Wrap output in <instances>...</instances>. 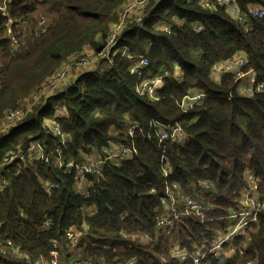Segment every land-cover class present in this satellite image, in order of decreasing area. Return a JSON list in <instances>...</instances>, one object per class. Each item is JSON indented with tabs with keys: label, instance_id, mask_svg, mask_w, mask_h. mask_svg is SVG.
I'll return each instance as SVG.
<instances>
[{
	"label": "trees",
	"instance_id": "trees-1",
	"mask_svg": "<svg viewBox=\"0 0 264 264\" xmlns=\"http://www.w3.org/2000/svg\"><path fill=\"white\" fill-rule=\"evenodd\" d=\"M129 1L6 0L11 25L7 30V17H0V120L69 57L88 46L97 51L117 21L116 11ZM200 1L149 0L142 24L129 20L116 39V49L148 60L144 77L167 72L158 100L137 95L131 62L118 54L109 69L80 75L0 138V164L6 153L37 141L57 158L53 122L67 137L60 149L64 163L90 161L110 145L136 150L132 159L107 162L100 175H85L79 184L75 171L42 162L19 169L12 163L3 171L8 183L0 190V241L20 247L29 261L0 256V264H48L53 251L60 264H192L190 257L178 261L170 254L175 247L189 254L211 247L228 212L242 207L249 174L262 208L243 237L224 247H241L244 254L225 264H264V88L247 98L236 93L233 75L218 82L211 76L214 64L244 56L242 72L255 71L264 85V16L253 18L249 11L254 4L264 8V0H235L249 28L220 7L202 8ZM42 16L48 21L44 32L38 30ZM193 90L206 96L182 114L178 103ZM152 121L181 122L188 140L165 143L162 151L147 131ZM130 123L139 124L143 136L128 139L124 128ZM167 186H176L184 198L209 202V218L158 228ZM69 233L76 244L67 240ZM200 264L220 263L210 254Z\"/></svg>",
	"mask_w": 264,
	"mask_h": 264
},
{
	"label": "built area",
	"instance_id": "built-area-1",
	"mask_svg": "<svg viewBox=\"0 0 264 264\" xmlns=\"http://www.w3.org/2000/svg\"><path fill=\"white\" fill-rule=\"evenodd\" d=\"M6 0H3L0 4V17H7L8 27L10 29L11 20L9 19L8 9L6 7ZM149 0H132L124 3L118 10L117 21L113 24L110 30L107 32L102 46L94 52L93 55L81 54L77 59L68 67L59 68L57 72L46 81L38 85L31 93L20 101L19 106L16 109L9 110L3 119L0 120V138L8 134L9 130L13 128L18 122L23 120L31 109L44 102L47 98L57 95L60 92L61 87L67 79L68 71L80 69L93 70L99 69L103 72L110 68L113 63V58L118 54L124 58H127L131 65L129 67V73L134 75L137 80L136 93L140 97H146L150 100L156 101L160 97L158 91L163 86L164 74H158L155 76H145V70L149 67V62L144 57L130 54L124 48L116 49V39L125 24L131 20L136 25H141L143 21L142 10L147 6ZM200 4L202 8L209 11H213L216 7L224 9L231 17L238 21L245 28L250 27V19L241 14L238 5L235 0H201ZM250 14L253 18H262L264 16V8L259 4L249 6ZM133 17V20H132ZM47 20L45 17H41L38 30L44 32ZM201 31V29H198ZM9 39L15 44L16 38L11 36L9 32ZM246 65V58L244 56H237L225 63H216L212 67V80L218 82L225 74H231L234 77L236 87V93L247 98H253L257 94L261 93L264 85L263 83H257V75L255 71L242 72V69ZM180 75L177 74V77ZM206 96L200 90H193L184 96L178 103V107L182 114H186L194 105L201 101ZM59 114L65 115L60 110ZM53 134L59 137L58 147L53 150L56 153L57 158L52 159L53 152H47L46 146L37 141L31 143L25 150L16 147V151H11L5 154L2 163L0 164V190L5 189L8 181L3 175V171L8 169L12 163L17 162L18 165L29 162H42L50 164L58 170H64L65 172H76V181L83 180L85 175H100L103 171V165L107 162L118 164L121 161H127L132 159L136 155V150L133 145H110L109 148L102 150L100 157L94 156L92 160L87 162H73L69 161L64 163L61 159L60 149L66 145L67 137L64 136L55 122H53ZM148 133H153L158 141L159 147L164 151L165 143L171 142L177 145H183L188 136L184 132L183 124L176 121L174 124H163L158 121H152L149 123ZM137 133L143 136L144 129L139 124H127L124 128V135L128 139H132ZM163 153V152H162ZM164 154V153H163ZM165 161V158H162ZM20 169V168H19ZM16 169V170H19ZM17 174V172H15ZM161 173L164 178L169 175V169L166 164H163ZM176 186L165 188L164 197L161 200L163 208L162 215L157 218V227L165 229L171 227L173 224L181 219H200L202 222L207 220L210 214V207L205 200H200L195 197L184 198L180 194H176ZM79 192H85L84 185L79 186ZM241 205L238 210H230L226 216V220L230 223L229 226L219 231L211 247L206 249L202 247L196 248L193 253L189 254L179 247H175L170 257L180 260H186L190 257L192 264H200L202 259L206 255L214 254L220 264H225L228 258L233 255L242 256L244 250L241 247H231L228 250H224V247L230 242V240L243 237L246 229L249 225L257 221V216L260 214L262 203L258 198L257 187L250 185L246 192L242 196ZM67 240L73 244H76L71 233L67 234ZM52 253V260L48 264H60L57 252ZM0 256L9 257L13 259H24L29 261L28 257L21 254L20 247H16L10 242L0 241ZM36 264H47L44 262H37ZM246 264H252L247 262Z\"/></svg>",
	"mask_w": 264,
	"mask_h": 264
},
{
	"label": "crops",
	"instance_id": "crops-1",
	"mask_svg": "<svg viewBox=\"0 0 264 264\" xmlns=\"http://www.w3.org/2000/svg\"><path fill=\"white\" fill-rule=\"evenodd\" d=\"M80 54H85V55H93L94 54V50L88 46L84 49V51ZM79 55L75 54L71 57H69L66 62H64L62 64V66L60 68H65L68 67L70 64H72L78 57ZM87 72H91L90 70H84V69H80L79 71H75V70H69L68 71V76L66 81L64 82L63 86L61 87L60 91H63L66 87H68V85H70L71 83H73L77 77H79L80 75L87 73Z\"/></svg>",
	"mask_w": 264,
	"mask_h": 264
},
{
	"label": "rangeland",
	"instance_id": "rangeland-1",
	"mask_svg": "<svg viewBox=\"0 0 264 264\" xmlns=\"http://www.w3.org/2000/svg\"><path fill=\"white\" fill-rule=\"evenodd\" d=\"M43 17V16H42ZM45 18H47V17H45ZM47 20V19H46ZM48 22V21H47ZM94 52H95V50H94ZM238 86V85H237ZM28 97V96H27ZM26 99V98H25ZM19 106V103L17 104V106L15 107V108H13V109H16L17 107ZM13 109H11V110H13ZM4 117H5V115H4ZM3 117V118H4ZM2 118V119H3ZM247 181H248V187L250 186V185H253V186H256L257 187V185L253 182V180H252V178L250 177V174H249V177L247 176V179H246ZM196 221H199V222H202V220H200V219H196ZM225 222H226V224L229 226V222H228V220H225ZM220 233V232H219ZM210 248V247H209ZM209 248H207V249H209ZM128 264H133V262H129Z\"/></svg>",
	"mask_w": 264,
	"mask_h": 264
}]
</instances>
